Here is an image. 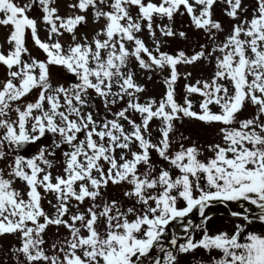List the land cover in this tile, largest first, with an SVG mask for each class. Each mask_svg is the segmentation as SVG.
Listing matches in <instances>:
<instances>
[{
	"label": "snow or ice",
	"instance_id": "obj_1",
	"mask_svg": "<svg viewBox=\"0 0 264 264\" xmlns=\"http://www.w3.org/2000/svg\"><path fill=\"white\" fill-rule=\"evenodd\" d=\"M0 26V237L18 240L14 264H181L197 249L264 264V0H0ZM149 73L159 99L153 75L138 79ZM186 119L218 139L185 135ZM229 202L243 214L210 233L206 209Z\"/></svg>",
	"mask_w": 264,
	"mask_h": 264
},
{
	"label": "rangeland",
	"instance_id": "obj_2",
	"mask_svg": "<svg viewBox=\"0 0 264 264\" xmlns=\"http://www.w3.org/2000/svg\"><path fill=\"white\" fill-rule=\"evenodd\" d=\"M14 2L18 3V4H23L25 2H27V0H14ZM217 15H220V9L217 8ZM37 11L34 9L32 12L29 13L30 16L36 15ZM64 14V11L62 9L61 11V15ZM177 26H179L181 23L183 24H187V18H180L177 17ZM7 30L3 27L0 26V43H3V37L6 35ZM191 34V33H190ZM40 36L43 39L45 36V33L43 31L40 32ZM147 42H149V37L147 36V34H144L143 37ZM27 46L32 50L33 55H37L38 54V50L34 48L33 42L30 40V38L28 39V44ZM177 47H183V45L177 43L176 45ZM6 48V45H5ZM40 58L43 59V54H39ZM186 69L183 66H180V71L184 72ZM52 73L54 76L63 79L61 73H62V69H60L59 67H52L51 69ZM210 73V69L205 71V75H208ZM147 75H153V79L152 81H147V87H148V92L147 95L148 96H154L157 99H159L163 92H164V87L162 84V77L159 76L158 74H144L142 76H138V79L140 80L141 83H145L146 82V77ZM3 76V69L0 68V78H2ZM183 81L178 82L177 85V100L179 101L181 98V95L183 93ZM214 111L216 110L215 108L213 109ZM253 111V109L251 108V106H249L248 110H247V114H250ZM182 131L185 132V135H191L193 137L194 140H196L198 143L203 144V145H207L208 143L213 142L215 139H218V137L216 136V132H217V128L216 127H210V126H204L201 125L200 127H196V122H189L187 119L184 122V126L181 128ZM185 143H190V141H186ZM55 174V173H54ZM19 187V184L17 185ZM44 208L46 211H51L50 206L47 204V202H44ZM212 219L209 220L208 222V227H209V231L210 233H214L217 230H230L232 228V223L235 220H231L228 217L225 216H211ZM242 222V221H240ZM256 230L259 231L260 230V226L256 225L255 226ZM54 232L55 229L52 228L48 233L46 238L49 239V242H51L52 239H54ZM65 230L61 229L60 231V235H64ZM196 236H198V239L200 238L201 233L196 230L195 231ZM18 240L13 237V236H3L0 237V264H14V260L11 258L10 254L8 253V249L13 246V245H18ZM192 254V255H191ZM211 256H219V253L213 251L211 254L207 253L205 250L203 249H197L195 250V252L190 253V254H184L180 256V261H186L188 258L191 259H198V261H203L204 264H209L210 262V258Z\"/></svg>",
	"mask_w": 264,
	"mask_h": 264
},
{
	"label": "water",
	"instance_id": "obj_3",
	"mask_svg": "<svg viewBox=\"0 0 264 264\" xmlns=\"http://www.w3.org/2000/svg\"><path fill=\"white\" fill-rule=\"evenodd\" d=\"M231 203H232L233 208L228 207L227 204L213 203L212 205L209 206L208 209H206V213H207L208 216H212L213 215V212H214L216 214H214L213 216H221V215H224V216H228V217H230L232 219H235V218L231 217V212L232 211H237V212H240V213L243 214V210L244 209L240 205H237V204H235L233 202H231ZM244 207H251V206H247L245 204ZM191 218L193 220V225H197L198 222L201 221V217L196 212H194L193 214H191ZM176 233L178 235H182L183 234L180 227H177L176 228Z\"/></svg>",
	"mask_w": 264,
	"mask_h": 264
},
{
	"label": "trees",
	"instance_id": "obj_4",
	"mask_svg": "<svg viewBox=\"0 0 264 264\" xmlns=\"http://www.w3.org/2000/svg\"><path fill=\"white\" fill-rule=\"evenodd\" d=\"M195 237H196V239H198V236H196V234H195ZM192 255V254H191ZM198 259H196V260H194V259H187L186 261H181V264H198Z\"/></svg>",
	"mask_w": 264,
	"mask_h": 264
},
{
	"label": "bare ground",
	"instance_id": "obj_5",
	"mask_svg": "<svg viewBox=\"0 0 264 264\" xmlns=\"http://www.w3.org/2000/svg\"><path fill=\"white\" fill-rule=\"evenodd\" d=\"M227 206H228V207H231V208H233V206H232V203H231V202H229V203L227 204Z\"/></svg>",
	"mask_w": 264,
	"mask_h": 264
}]
</instances>
